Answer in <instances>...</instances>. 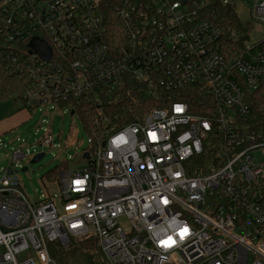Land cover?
Returning a JSON list of instances; mask_svg holds the SVG:
<instances>
[{"label":"built area","instance_id":"built-area-1","mask_svg":"<svg viewBox=\"0 0 264 264\" xmlns=\"http://www.w3.org/2000/svg\"><path fill=\"white\" fill-rule=\"evenodd\" d=\"M251 1L252 18L264 23V0ZM202 8L190 0H0V57L23 81L26 110L79 116L127 81L200 88L216 102L210 117L172 103L106 127L90 139L83 168L59 173L58 194L35 203L17 169L41 153L13 149L0 169V264H55L49 244L89 236L108 264H264V163L256 159L264 160V38L246 39L229 57ZM35 39L48 61L30 48ZM43 132L42 144L54 147ZM211 135L222 141L212 164ZM169 237L176 243L163 246Z\"/></svg>","mask_w":264,"mask_h":264},{"label":"trees","instance_id":"trees-1","mask_svg":"<svg viewBox=\"0 0 264 264\" xmlns=\"http://www.w3.org/2000/svg\"><path fill=\"white\" fill-rule=\"evenodd\" d=\"M203 4L202 17L215 24L221 30V44L223 51L229 57L243 45L247 39L248 25L242 23L235 12L234 5H224L223 0H190ZM113 1L107 8L111 9ZM240 37L234 43L233 34ZM24 84L22 79L11 75L3 59L0 57V100L12 98L21 102ZM172 103H185L193 115L210 117L216 107V102L208 97L200 88H189L177 92H165L156 84L149 82L136 83L127 81L122 92L103 99L100 104L88 103L79 112V118L84 130L91 139L106 127L122 128L132 122H140L154 109H166ZM103 115L105 124L96 119ZM222 141L219 137L211 135L206 141L205 150L210 164L221 151ZM68 171L67 166H60L45 175L49 182H56L59 173ZM49 255L55 264H108L100 250L95 236L84 239H70L67 247L58 242L49 244Z\"/></svg>","mask_w":264,"mask_h":264},{"label":"rangeland","instance_id":"rangeland-1","mask_svg":"<svg viewBox=\"0 0 264 264\" xmlns=\"http://www.w3.org/2000/svg\"><path fill=\"white\" fill-rule=\"evenodd\" d=\"M252 4L251 0H239L234 5L238 19L249 27L246 35L249 44L257 43L264 38V23L252 18L250 11ZM19 107L20 104H14L12 99L0 103V120L5 117V108H9L7 111L13 113V110ZM42 120L46 121L47 125L42 123ZM43 128L50 132L54 147L42 144ZM0 138L3 142L0 147V169L8 168L11 164L10 153L13 149L21 148L24 152L28 150L30 154H45L39 162L33 164L31 161L35 155L27 158L21 163V168L17 169L20 189L31 203H35L41 196L57 195L59 189L56 182L47 181L45 175L64 165L68 171L80 170L85 165L83 152L90 147V138L79 116H71L61 109L44 113L39 110L31 111V117L24 125ZM16 138H19L18 142ZM74 140H77L76 143ZM256 159L264 163L260 154H257ZM206 166L211 168L207 162ZM24 168L26 171L23 172Z\"/></svg>","mask_w":264,"mask_h":264},{"label":"crops","instance_id":"crops-1","mask_svg":"<svg viewBox=\"0 0 264 264\" xmlns=\"http://www.w3.org/2000/svg\"><path fill=\"white\" fill-rule=\"evenodd\" d=\"M9 99L12 98L0 100V103L7 102ZM12 100L14 104L19 103L20 107L16 108V110L14 109L15 111L13 110V113H10L11 111H7L9 108H5V117L0 120V136H7L10 132L24 125L31 117V111L26 110L22 106L21 102L14 99Z\"/></svg>","mask_w":264,"mask_h":264},{"label":"water","instance_id":"water-1","mask_svg":"<svg viewBox=\"0 0 264 264\" xmlns=\"http://www.w3.org/2000/svg\"><path fill=\"white\" fill-rule=\"evenodd\" d=\"M30 48L34 50V53L37 54L39 57L43 58L44 60L48 61L50 59V51L48 47L41 41L39 40H33L30 43ZM44 157V154L41 153L38 156L34 157L31 161V163H37L39 162L42 158ZM85 158H88L86 155ZM23 172L26 171V168L22 170Z\"/></svg>","mask_w":264,"mask_h":264},{"label":"snow or ice","instance_id":"snow-or-ice-1","mask_svg":"<svg viewBox=\"0 0 264 264\" xmlns=\"http://www.w3.org/2000/svg\"><path fill=\"white\" fill-rule=\"evenodd\" d=\"M176 111H177V112H180V111H182V108H181L180 106H177V107H176ZM149 135H150L151 137L155 138V133H149ZM187 233H188V229H187V228H184V229L182 230V232L180 233L181 238H183V235H186ZM175 243H176V241L173 240L172 237H169V238H168V241H161V244H162L163 246H165V247H171L172 244H175Z\"/></svg>","mask_w":264,"mask_h":264}]
</instances>
